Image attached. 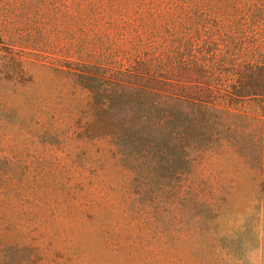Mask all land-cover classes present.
I'll list each match as a JSON object with an SVG mask.
<instances>
[{"label": "rangeland", "instance_id": "374dc122", "mask_svg": "<svg viewBox=\"0 0 264 264\" xmlns=\"http://www.w3.org/2000/svg\"><path fill=\"white\" fill-rule=\"evenodd\" d=\"M196 1L0 0L10 49L0 51L10 55L0 86V264H264V171L221 152L204 165L212 189L198 191L203 200L149 204L95 134L91 94L71 76L152 74L160 26L217 43L247 9L245 0H200L193 12ZM182 88L197 90H163Z\"/></svg>", "mask_w": 264, "mask_h": 264}, {"label": "trees", "instance_id": "16d2710c", "mask_svg": "<svg viewBox=\"0 0 264 264\" xmlns=\"http://www.w3.org/2000/svg\"><path fill=\"white\" fill-rule=\"evenodd\" d=\"M244 3L245 12L217 43L215 35H187L172 23L156 29L160 53L152 74L71 73L91 94V125L132 173L137 198L149 204L169 198L174 209L183 200H203L198 191L212 189L204 165L221 152L264 171V0ZM204 4L196 1L192 11ZM1 40L0 51H10ZM9 64L10 55L0 54V86ZM143 79L160 86L139 84ZM171 84L197 90H163ZM244 102L256 106L251 116L232 108Z\"/></svg>", "mask_w": 264, "mask_h": 264}]
</instances>
